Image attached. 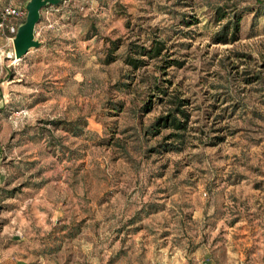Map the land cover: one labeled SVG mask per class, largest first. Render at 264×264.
Returning a JSON list of instances; mask_svg holds the SVG:
<instances>
[{"label": "rangeland", "instance_id": "rangeland-1", "mask_svg": "<svg viewBox=\"0 0 264 264\" xmlns=\"http://www.w3.org/2000/svg\"><path fill=\"white\" fill-rule=\"evenodd\" d=\"M26 2L0 0V16ZM218 7L246 8L236 40L213 39L229 19ZM9 37L0 247L29 264H158L200 245L222 264H264V0H62L42 9L41 47L15 61ZM152 39L167 56L133 69L128 44ZM169 58L184 65L164 73ZM157 82L188 99L182 151H150L169 132H145L170 106Z\"/></svg>", "mask_w": 264, "mask_h": 264}, {"label": "trees", "instance_id": "trees-1", "mask_svg": "<svg viewBox=\"0 0 264 264\" xmlns=\"http://www.w3.org/2000/svg\"><path fill=\"white\" fill-rule=\"evenodd\" d=\"M231 11L232 12L227 11L224 7H218L215 10V17L217 21H222L226 17H229L222 27L216 31L213 37L215 42L226 43L234 41L239 37L238 35L241 28V20L245 14L246 8L240 9L235 7ZM189 21L191 22H187L188 24L199 23L198 18ZM122 44L123 42H121L119 39L111 41L109 52L107 54V63H111L116 59L115 52L121 47ZM165 47V41L160 39H152L149 45L130 43L127 47L125 61L127 64L131 65L133 69L140 68L147 63V60L143 57L152 59L158 58L163 54V57L167 56L166 53H163ZM165 60L166 66H162L164 73H166L165 68L167 67H182L184 65V61L179 58H169ZM154 88L156 91V94H154L155 96L160 95L159 93H161L162 95L169 97L168 101L170 106L166 113L160 114L150 125H148L145 132L147 135L152 137L160 135L163 130H169V132L164 134L157 144L151 147L150 151H155L157 153L182 151L187 144V139L191 130V112L186 106L188 104V99L182 98L179 92H172L168 90L164 83L157 82ZM153 101L151 100L149 104L144 106V112H147L151 109L150 104L153 103ZM118 104L120 106L118 109H121L123 107V102H119ZM67 125H69V131L73 132L75 135L79 134V132H77L74 127H71V125H76L75 122H68ZM218 139L221 140L222 138Z\"/></svg>", "mask_w": 264, "mask_h": 264}, {"label": "water", "instance_id": "water-1", "mask_svg": "<svg viewBox=\"0 0 264 264\" xmlns=\"http://www.w3.org/2000/svg\"><path fill=\"white\" fill-rule=\"evenodd\" d=\"M62 0H27V15L13 37L15 58L22 59L33 48L42 46V41L36 37V27L41 20L42 9L49 5H57Z\"/></svg>", "mask_w": 264, "mask_h": 264}, {"label": "crops", "instance_id": "crops-1", "mask_svg": "<svg viewBox=\"0 0 264 264\" xmlns=\"http://www.w3.org/2000/svg\"><path fill=\"white\" fill-rule=\"evenodd\" d=\"M28 260L14 253L12 248L0 247V264H29ZM158 264H222L217 254L200 245L194 250L182 253L173 259H167Z\"/></svg>", "mask_w": 264, "mask_h": 264}, {"label": "built area", "instance_id": "built-area-1", "mask_svg": "<svg viewBox=\"0 0 264 264\" xmlns=\"http://www.w3.org/2000/svg\"><path fill=\"white\" fill-rule=\"evenodd\" d=\"M26 12V10H22L21 8H17L13 5L6 6L0 16V30L11 36L9 38L13 40L19 25L12 23L11 19L24 17Z\"/></svg>", "mask_w": 264, "mask_h": 264}, {"label": "bare ground", "instance_id": "bare-ground-1", "mask_svg": "<svg viewBox=\"0 0 264 264\" xmlns=\"http://www.w3.org/2000/svg\"><path fill=\"white\" fill-rule=\"evenodd\" d=\"M19 59L15 58V61H18Z\"/></svg>", "mask_w": 264, "mask_h": 264}]
</instances>
